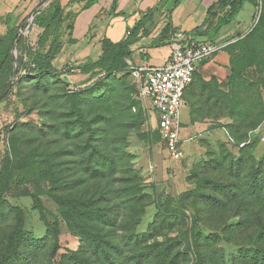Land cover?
<instances>
[{
	"label": "rangeland",
	"instance_id": "obj_1",
	"mask_svg": "<svg viewBox=\"0 0 264 264\" xmlns=\"http://www.w3.org/2000/svg\"><path fill=\"white\" fill-rule=\"evenodd\" d=\"M38 4L40 0H32L29 10ZM17 5L18 0H0V15L12 13ZM261 9L246 2L236 23L222 34L221 44L227 45L239 73L233 89L203 84L199 78L190 88L182 114L180 159L161 146L156 116L139 109L138 84L128 71L115 72L81 94H69L66 86L50 80L23 82L12 105L0 110V128L12 126L9 138L17 148L12 178L0 188V261L22 220L23 239L15 264H81L80 260L110 264L84 233H113L115 227L99 216L110 214L124 188H137L143 195L139 236L159 217L158 202L168 206L167 198L173 199L172 208L193 216L190 226L197 227L193 211L180 200L199 187L197 174L203 163L223 158L226 149L238 156L234 142L254 138L255 158L264 157V41L243 40L262 12L264 16ZM27 19L23 34L35 44L40 30ZM71 24L67 20L63 32ZM61 44L63 49L68 46L67 33ZM70 79L82 85L88 77L76 74ZM6 138L5 133L0 137V158L7 150ZM112 168L117 169L115 175ZM105 179L110 180L112 193L101 198ZM119 233L116 240L123 246V232ZM133 263L129 258L118 261Z\"/></svg>",
	"mask_w": 264,
	"mask_h": 264
},
{
	"label": "trees",
	"instance_id": "obj_2",
	"mask_svg": "<svg viewBox=\"0 0 264 264\" xmlns=\"http://www.w3.org/2000/svg\"><path fill=\"white\" fill-rule=\"evenodd\" d=\"M42 1L49 0H40ZM99 1L70 0L66 6H62V0H51L46 8H39L32 16L33 25L40 30L35 44H31L23 34L29 25L27 17L31 20L30 14L36 7L29 10L32 0H18L12 13L0 15V23L4 27V32L0 33V96L8 91L0 101V110L12 105V97H16L23 82L39 84L43 80H50L66 86L69 94H81L92 90L115 72L128 71L131 75L127 62L132 58L133 47L139 42V35H143V26L151 20L150 16H145L129 28L127 38L123 41L115 43L104 38L101 41V55L97 60H88L78 65L66 63L62 67L58 64L63 53L61 40L64 33L68 34V44H77L78 41L73 38L75 18L81 11ZM263 1L219 0L208 10L204 23L185 37L196 40L202 37L199 42L219 41L224 30L236 23L246 2L253 3L256 8L262 6L263 11ZM77 6L79 7L75 10ZM155 11L153 9L149 13L153 14ZM67 20H71L72 24L63 32ZM169 29L171 27L167 26L163 30L156 41L158 45L167 38L173 41L176 33L169 36ZM254 37L264 41L263 12L243 40ZM226 47L227 45L222 50L230 56L231 70L227 82L220 84L216 79L206 82L198 72L194 82L199 78L203 84H226L233 89L239 73L231 52L225 50ZM16 65L17 73L14 75ZM76 74L87 76V82L82 85L74 84L70 78ZM193 84L187 90L185 101ZM139 109L148 112L140 100ZM192 122H195L194 115ZM12 131V126L0 128V137L5 133L8 145L0 158V188L12 178L14 159L17 157L16 143L9 138ZM257 141L254 138L250 142H234L233 148L238 150V156L226 149L223 158L214 157L203 163L197 174L200 179L199 187L185 192L180 200L195 215L197 227L194 229L190 226L193 216L172 208L174 201L167 198L168 206L164 202H158L159 217L147 233L139 236L136 228L143 216V195L137 188H124L118 191L123 197L115 202L110 214L99 216L106 224L115 227L113 233L103 236L99 232H85L89 245L110 264H118L124 258L134 261L133 264H264V157L258 161L253 154ZM241 144L245 145L241 147ZM112 172L115 175L117 169L112 168ZM100 173L104 175L103 172ZM105 182L106 189L100 195L101 198L112 193L108 189L110 180L105 179ZM131 191L134 193L128 194ZM119 231L123 232V246L116 240L119 238ZM22 233L21 220L9 240L8 249L0 264H15L23 239ZM172 234L174 236L171 238L169 235ZM168 237L167 242L156 241ZM79 263L92 264L87 260H80Z\"/></svg>",
	"mask_w": 264,
	"mask_h": 264
},
{
	"label": "crops",
	"instance_id": "obj_3",
	"mask_svg": "<svg viewBox=\"0 0 264 264\" xmlns=\"http://www.w3.org/2000/svg\"><path fill=\"white\" fill-rule=\"evenodd\" d=\"M69 1L62 0V6H66ZM218 1L100 0L89 9L81 11L75 18L73 38L78 43L64 46L58 64L62 66L65 61L67 63L71 59H75L77 65L88 60H97L101 55V41L104 38H109L115 43L123 41L127 38L129 28L145 16H150L151 20L143 26V35H139L140 40L133 47V59H130L129 63L136 66H162L169 60L174 48L173 41H169V38L160 45L156 42L163 30L170 26L169 36L173 32L184 36L191 33L204 23L208 10ZM153 9L156 11L150 14ZM222 38L223 36L219 40L220 43ZM201 40L202 37L199 38V41ZM70 49H73L71 53ZM198 74L206 82L213 79L220 84L227 82L231 75L230 56L226 51L220 50L200 66ZM186 109L185 101L182 114ZM186 115L188 119V114Z\"/></svg>",
	"mask_w": 264,
	"mask_h": 264
},
{
	"label": "built area",
	"instance_id": "obj_4",
	"mask_svg": "<svg viewBox=\"0 0 264 264\" xmlns=\"http://www.w3.org/2000/svg\"><path fill=\"white\" fill-rule=\"evenodd\" d=\"M173 52L162 66L130 64L132 77L138 84V99L145 110L156 116L161 146L176 159L182 157V110L185 96L203 63L210 60L226 44L199 42L177 34ZM264 141V139H263ZM245 144H241L243 147Z\"/></svg>",
	"mask_w": 264,
	"mask_h": 264
},
{
	"label": "water",
	"instance_id": "obj_5",
	"mask_svg": "<svg viewBox=\"0 0 264 264\" xmlns=\"http://www.w3.org/2000/svg\"><path fill=\"white\" fill-rule=\"evenodd\" d=\"M46 2H47V1H42V2H40V4H38V5L34 8V10L31 12V14H30V18H31V21H32V22H33V17H32V16L34 15V13H35L39 8H41V7L43 6V4L46 3ZM15 56H16V50H15ZM16 59H17V56H16ZM16 73H17V65H16L15 70H14V75H16ZM7 94H8V91L5 92L4 94H2V95L0 96V101L3 100Z\"/></svg>",
	"mask_w": 264,
	"mask_h": 264
}]
</instances>
